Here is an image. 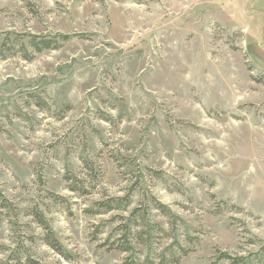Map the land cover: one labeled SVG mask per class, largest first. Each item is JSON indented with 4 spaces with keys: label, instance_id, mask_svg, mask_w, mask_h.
I'll return each mask as SVG.
<instances>
[{
    "label": "rangeland",
    "instance_id": "obj_1",
    "mask_svg": "<svg viewBox=\"0 0 264 264\" xmlns=\"http://www.w3.org/2000/svg\"><path fill=\"white\" fill-rule=\"evenodd\" d=\"M0 35V264H264V0H0ZM30 35L71 39L26 61ZM143 195L179 221L113 249Z\"/></svg>",
    "mask_w": 264,
    "mask_h": 264
},
{
    "label": "trees",
    "instance_id": "obj_2",
    "mask_svg": "<svg viewBox=\"0 0 264 264\" xmlns=\"http://www.w3.org/2000/svg\"><path fill=\"white\" fill-rule=\"evenodd\" d=\"M1 37V35H0ZM26 37L23 36H16V44L20 45V50L23 52V57L26 61H32L37 54L43 53L48 50H57L60 48L61 42H66L71 39L70 36L60 35L56 38L50 37H39L30 35L28 36L29 41L28 43L24 41ZM1 43V38H0ZM8 44H10V40H3L0 44L1 47L7 48ZM28 47H31L33 52L32 54L28 52ZM2 53V52H1ZM3 55V54H1ZM5 57V56H3ZM42 101V100H41ZM38 106L41 108L46 107V104L43 102H39ZM155 176L160 177V173L154 172ZM67 180L74 183V186L70 188L72 191H80L84 195H87L85 190V183L81 182L77 178L73 176L67 177ZM140 186V183L137 182L134 186H132L129 194L124 198H111L105 202L97 204V207L100 210L106 211H114V210H121L122 208L126 211L129 205L132 202L133 198V191H136ZM54 199L61 200L62 198L58 196L52 195ZM148 198V199H147ZM147 201H146V200ZM144 200V201H143ZM143 200L139 204L137 208H135L129 215L128 218L119 217L118 221H120V226L117 228V231L120 233L119 238L116 242L112 245L113 249L123 253H131L133 252V241H136L139 245L146 244L149 245L150 241L152 240V233L153 231L157 230L158 232L164 234V231L160 228L159 225H151L149 224L148 216L152 210L158 211L161 215L166 217H172L177 223L179 220L173 216L171 210L164 206L161 202H159L154 196L147 197L143 195ZM96 213V212H95ZM97 214V213H96ZM30 215L34 218L35 222L40 225L45 230V237L44 242L53 250L57 251L61 255L64 256L63 248L60 242L56 239L55 234L50 227L49 222L43 212H41L38 208H34ZM142 227L148 228V231L140 232L139 230ZM175 246L181 251L180 256L172 257V260L169 262L165 255L158 256V260L160 264H180L182 258L187 256L190 251H186L182 249L181 246L178 245V242H175ZM226 260L230 264H247L244 258H233L228 254H222V256L218 259ZM17 264H40L39 262L35 261L31 257H27L26 260H22V258L17 257ZM124 264H155V260L151 258H147L145 263H139L138 260L134 256H131L126 259Z\"/></svg>",
    "mask_w": 264,
    "mask_h": 264
}]
</instances>
